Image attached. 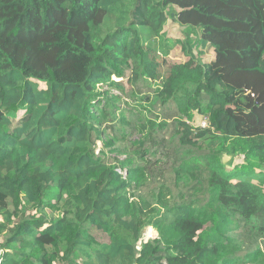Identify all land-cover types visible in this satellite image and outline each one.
I'll return each instance as SVG.
<instances>
[{
	"label": "trees",
	"instance_id": "trees-1",
	"mask_svg": "<svg viewBox=\"0 0 264 264\" xmlns=\"http://www.w3.org/2000/svg\"><path fill=\"white\" fill-rule=\"evenodd\" d=\"M170 23L197 33L182 35L183 60L169 59ZM202 145L245 146L250 169L193 155ZM158 153L192 183L188 199L164 180L141 192ZM0 218L15 249L0 264L239 263L227 246L264 241V0H0Z\"/></svg>",
	"mask_w": 264,
	"mask_h": 264
},
{
	"label": "rangeland",
	"instance_id": "rangeland-1",
	"mask_svg": "<svg viewBox=\"0 0 264 264\" xmlns=\"http://www.w3.org/2000/svg\"><path fill=\"white\" fill-rule=\"evenodd\" d=\"M167 31V36L170 37L173 41H176L177 45L175 48H173L171 50V57H169V59L172 60H183L185 58V56L182 54V51L180 50V45H179V41L183 38V34H188L190 40H194L197 41V33L195 31L192 30H185L184 28L178 27L177 25H175L174 23H170L166 29ZM211 49L208 46H203L199 43H197V45L193 48V51L196 53L197 56H199V58L207 61L210 60L213 56L212 52L210 51ZM113 79H115L113 77ZM41 85V83H40ZM42 86V85H41ZM126 90H130L129 86L126 84L125 85ZM106 87H102V88H97L96 92H101L102 90H105ZM141 90L143 94L148 93L149 95L152 93V91L148 90L145 86H141ZM112 93L114 94H119L121 97V93L116 90V89H111L110 90ZM123 100H126L127 102H121L120 103V107H124L127 108V110H129V104L130 103V98L125 99L122 97ZM98 100H102L101 96H98ZM128 105V106H127ZM159 106L155 105V107L152 109V114L149 115L151 118L157 117V115H159ZM22 115V111H18L17 113V118H19ZM201 121H205L207 123V119L199 114H195L192 113L189 119V123H191L192 125H198L201 123ZM169 133L170 130H167L165 132H160L159 134H163L166 138V140L169 139ZM135 137H137V135L134 136H130L128 139V147H129V151L133 152L135 148L132 147L133 143L131 142V140H133ZM208 141V139L205 140V144ZM101 143L98 142V146H100ZM148 143L147 142H143L140 145V149H139V153L142 155L143 158L148 159L147 157V152H146V148L148 147ZM206 145H202L201 148L199 149H192L193 155L196 154H206L207 156L210 155L211 158L213 159V161L218 164V165H223L225 169L227 170H245V169H250V167L247 165L245 159H244V150H246L245 146H237V153L235 155H228L226 154L224 151H221L219 153V155L217 156V153L212 151V150H207L206 149ZM170 148V144H168L167 149ZM216 148L220 149L222 148L221 145L217 146ZM155 149V147H154ZM220 150H224V149H220ZM165 151V149H164ZM98 153V152H96ZM158 155L160 156H151L150 159V165L152 167H158L161 169L162 173L157 176L158 178H152L150 179L147 184L141 189V192L144 195H151L152 191H158V188L160 187V183L158 182H162L163 180L166 182V185L168 186V188L170 189V192L172 194V199L175 201H179L181 199H188L190 194H192L194 187H191L192 183L189 182L188 180L183 177L182 175H179V179H175L174 176V171L171 169L174 166H176V164H173V158L167 159V157H165L164 155H161L160 153H158ZM106 156H114L113 152H110L109 150L106 149ZM121 159L123 158V156H119ZM137 157V156H136ZM135 157V158H136ZM219 158V159H218ZM137 159V158H136ZM138 159H140V157H138ZM127 170L125 168H123V173L126 172ZM55 190H50L46 193V200H52L54 201L55 198ZM31 210V209H30ZM46 211L49 214H52L50 211H48L46 209ZM32 212V211H30ZM1 218H0V222H1ZM212 221L210 220V223ZM96 237L98 240L102 241L105 240L106 237L103 234H98L95 233ZM158 235V231L156 230V228H146L144 231V238H153V237H157ZM4 238H5V233L0 232V254L3 253L4 251H8V252H12L14 251V247L10 246V245H6L5 247H3L4 244ZM259 247L263 253L264 256V241H262L261 243H250L248 241H244L243 244H240L239 240H236L234 242V245L229 247L227 246L226 249H233L234 251V256H238V258L240 259L239 263L236 264H252L248 261V257L249 255H247L248 252H253L255 251V249ZM259 264H264V262L261 260L259 261Z\"/></svg>",
	"mask_w": 264,
	"mask_h": 264
},
{
	"label": "built area",
	"instance_id": "built-area-1",
	"mask_svg": "<svg viewBox=\"0 0 264 264\" xmlns=\"http://www.w3.org/2000/svg\"><path fill=\"white\" fill-rule=\"evenodd\" d=\"M201 125L202 126H205L206 125V122L205 121H201Z\"/></svg>",
	"mask_w": 264,
	"mask_h": 264
},
{
	"label": "crops",
	"instance_id": "crops-1",
	"mask_svg": "<svg viewBox=\"0 0 264 264\" xmlns=\"http://www.w3.org/2000/svg\"><path fill=\"white\" fill-rule=\"evenodd\" d=\"M212 54H213V53H212ZM212 58H213V56H212ZM212 58H211V59H212ZM211 59H210V60H211Z\"/></svg>",
	"mask_w": 264,
	"mask_h": 264
}]
</instances>
